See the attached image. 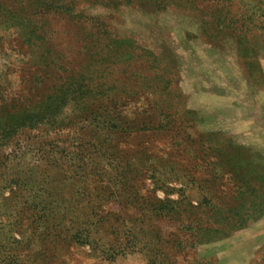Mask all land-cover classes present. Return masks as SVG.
Wrapping results in <instances>:
<instances>
[{
  "label": "rangeland",
  "instance_id": "374dc122",
  "mask_svg": "<svg viewBox=\"0 0 264 264\" xmlns=\"http://www.w3.org/2000/svg\"><path fill=\"white\" fill-rule=\"evenodd\" d=\"M47 1L0 0V264H264V0Z\"/></svg>",
  "mask_w": 264,
  "mask_h": 264
},
{
  "label": "trees",
  "instance_id": "16d2710c",
  "mask_svg": "<svg viewBox=\"0 0 264 264\" xmlns=\"http://www.w3.org/2000/svg\"><path fill=\"white\" fill-rule=\"evenodd\" d=\"M67 1L68 0H48L46 3L41 4L39 6V8H38L39 10L37 11V13L38 14H43V16H44L46 14H49L52 11L53 12L55 11V12L60 13L64 9H66L68 12L71 13V10H73V9L67 8L68 7L67 4L69 3ZM196 1H198V0H196ZM221 1H223V0H212L213 6L214 7H218L219 3L222 5V2ZM165 3H166V1H165Z\"/></svg>",
  "mask_w": 264,
  "mask_h": 264
}]
</instances>
